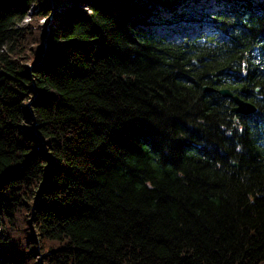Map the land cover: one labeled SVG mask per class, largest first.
<instances>
[{
  "label": "trees",
  "instance_id": "trees-1",
  "mask_svg": "<svg viewBox=\"0 0 264 264\" xmlns=\"http://www.w3.org/2000/svg\"><path fill=\"white\" fill-rule=\"evenodd\" d=\"M0 264H264V0H0Z\"/></svg>",
  "mask_w": 264,
  "mask_h": 264
},
{
  "label": "rangeland",
  "instance_id": "rangeland-1",
  "mask_svg": "<svg viewBox=\"0 0 264 264\" xmlns=\"http://www.w3.org/2000/svg\"><path fill=\"white\" fill-rule=\"evenodd\" d=\"M208 4H211L210 6L207 5L204 9L207 11V13H212L214 10V2H209ZM207 14V15H208ZM50 15H54V11H50ZM50 16L43 17L40 21V24L45 21L47 18L49 19ZM32 16H28L25 18L24 23H28L29 20H31ZM199 18V19H198ZM196 20H190L186 23H184L182 26L179 25H164V26H159V25H154L153 29L156 30L158 34L161 36H164L170 41H175L177 43H181L184 40L187 39H193L196 38L200 35V31H202L204 34H208L210 32H213V34L217 35V38L219 40H225L227 39V36L221 32L218 33L217 31H211V28H208L209 26L206 27H201L200 24L202 25L201 20L205 22V20H208L210 23V18L207 16H201L199 15ZM41 257L38 258V263Z\"/></svg>",
  "mask_w": 264,
  "mask_h": 264
},
{
  "label": "water",
  "instance_id": "water-1",
  "mask_svg": "<svg viewBox=\"0 0 264 264\" xmlns=\"http://www.w3.org/2000/svg\"><path fill=\"white\" fill-rule=\"evenodd\" d=\"M212 74L214 75L215 72ZM203 90L205 92L217 91L221 96L233 99L235 104L232 111L236 114H252L257 111V106L254 103L245 100L239 94H235L230 88L215 89L212 86L204 85ZM240 91L245 93L247 91L246 86L244 85Z\"/></svg>",
  "mask_w": 264,
  "mask_h": 264
}]
</instances>
